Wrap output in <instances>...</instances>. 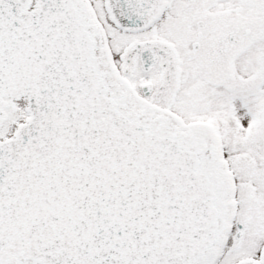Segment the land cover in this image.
I'll list each match as a JSON object with an SVG mask.
<instances>
[{
	"label": "snow or ice",
	"instance_id": "1",
	"mask_svg": "<svg viewBox=\"0 0 264 264\" xmlns=\"http://www.w3.org/2000/svg\"><path fill=\"white\" fill-rule=\"evenodd\" d=\"M0 264H264V0H0Z\"/></svg>",
	"mask_w": 264,
	"mask_h": 264
}]
</instances>
